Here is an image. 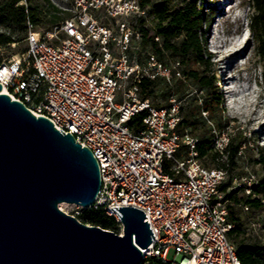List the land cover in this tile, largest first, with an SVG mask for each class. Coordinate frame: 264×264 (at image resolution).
I'll list each match as a JSON object with an SVG mask.
<instances>
[{
	"label": "built area",
	"instance_id": "1",
	"mask_svg": "<svg viewBox=\"0 0 264 264\" xmlns=\"http://www.w3.org/2000/svg\"><path fill=\"white\" fill-rule=\"evenodd\" d=\"M148 17L142 0H73V14L54 31L28 23L27 50L0 62V82L13 99L92 150L102 184L90 208L103 209L118 222L113 206L146 213L155 238L145 258L157 256L168 264H243L229 235L231 202L220 188L228 168L199 161L198 139L181 133L177 95L171 94L163 107L143 97L140 79L161 77L172 86L182 76L180 62L163 63L142 50L134 24ZM142 114L141 125L133 127V118ZM230 139L227 128H214L216 152L224 155ZM182 143L188 149L185 159L177 157ZM243 181L251 192L259 178L250 175Z\"/></svg>",
	"mask_w": 264,
	"mask_h": 264
},
{
	"label": "water",
	"instance_id": "2",
	"mask_svg": "<svg viewBox=\"0 0 264 264\" xmlns=\"http://www.w3.org/2000/svg\"><path fill=\"white\" fill-rule=\"evenodd\" d=\"M60 130L0 82V264H142L155 238L143 210L113 206L119 234L61 208L93 206L102 180L92 150Z\"/></svg>",
	"mask_w": 264,
	"mask_h": 264
},
{
	"label": "rangeland",
	"instance_id": "3",
	"mask_svg": "<svg viewBox=\"0 0 264 264\" xmlns=\"http://www.w3.org/2000/svg\"><path fill=\"white\" fill-rule=\"evenodd\" d=\"M5 1L12 0H0V6ZM194 1L208 13L212 11L211 18L206 20L207 25L210 24L209 62L204 70L208 76L214 75L217 79L218 94L222 99L223 128H227L231 136L244 141L226 179V183L232 184L231 187H227L226 192L237 190L236 194L242 200L238 204L232 200L230 215L233 212L239 217L247 230V235L264 244V200L260 207L246 203L247 196L251 192L247 191L248 184L243 183L244 178L250 175L258 178L264 175V64L249 25L251 4L249 0ZM19 3L27 7L31 6L36 12L41 13L36 28L45 32L54 31L66 17L73 14V0H21ZM66 12L71 14L66 16ZM148 22L150 25L153 24L151 16L148 17ZM11 29L15 30L13 38L16 41L0 44V62L17 58L27 50V34L20 32L19 26L16 25ZM10 32L7 26L0 25V41L3 34ZM140 52L141 49H138L136 54L141 55ZM180 69L183 70V66ZM205 94V90H200L196 82L186 80L185 86L178 92V98L183 105L192 101L201 104ZM167 96V84L163 81H159L153 88V93L148 95L154 105H166ZM215 127L219 129L216 124ZM215 127L212 123L207 124V137L211 136ZM180 129L198 140L202 139L199 130L196 131L186 124ZM187 156L188 149L182 143L177 157L185 159ZM198 159L207 167V161L212 167L223 162V158L216 161L208 157H198ZM259 196L262 197L263 194ZM254 197L255 195H252V198ZM60 205L63 210L75 216L86 210L80 205L67 202ZM247 205L249 209L246 208ZM116 222V225L109 229L123 234L122 222ZM173 257L174 251L169 254V259Z\"/></svg>",
	"mask_w": 264,
	"mask_h": 264
},
{
	"label": "trees",
	"instance_id": "4",
	"mask_svg": "<svg viewBox=\"0 0 264 264\" xmlns=\"http://www.w3.org/2000/svg\"><path fill=\"white\" fill-rule=\"evenodd\" d=\"M21 0L5 1L0 6V25L7 26L11 32L3 34L1 43L15 42L13 34L15 30L13 26H19V31L23 34L28 33V23L36 24L40 20L41 13L31 6L20 4ZM252 8L250 15V29L257 43L258 52L264 64V0H249ZM142 5L147 8L149 16L153 20L150 25L147 19L139 18L134 24L141 35L142 50L152 51L163 63L180 62L181 77L176 78L172 86L167 84L163 78L156 79L143 78L138 81L143 90V97L153 93V88L157 86L159 81L167 84V97L171 94L178 96V92L185 86L186 80L196 82L200 90H205V97L200 104L190 102L182 103V124L199 130L202 136L198 140L197 149L200 158L208 157V159L216 161L222 159L221 165L214 167H222L230 169L235 164V159L241 151L244 141L236 136H231L228 149L224 155L219 154L213 148V133L208 135L207 124L209 121L215 123L219 129L224 126L223 114L221 110L222 99L218 94L217 79L214 75L208 76L204 68L208 65V27L206 20H209L212 11L209 13L200 8L194 0H142ZM68 16L70 12H66ZM48 15L47 13H44ZM67 18V17H66ZM156 36L160 39L156 40ZM163 107L165 105H156ZM203 111L208 112V117L203 116ZM143 116L139 115L133 118L131 124L137 128L141 125ZM214 124V125H215ZM181 130V129H180ZM185 134V130L181 131ZM195 135V134H194ZM208 167H212L208 163ZM170 171V170H168ZM231 187V182L221 185V189L226 193V197L238 204L242 200L236 194L237 190L227 193V187ZM263 194L260 197V194ZM252 195H255L252 198ZM264 200V175L259 178V183L253 186L251 193L247 196L246 203L253 207H260ZM231 207V205H230ZM82 222L92 225H99L104 228H112L116 225V219L108 216L103 209L88 208L82 214L76 216ZM230 220L234 227L229 233L231 240L237 247L238 255L243 264H264V244L257 239L247 235V230L243 226V222L236 217L233 212ZM236 223V224H235ZM142 264H168L157 256H149L144 259Z\"/></svg>",
	"mask_w": 264,
	"mask_h": 264
},
{
	"label": "bare ground",
	"instance_id": "5",
	"mask_svg": "<svg viewBox=\"0 0 264 264\" xmlns=\"http://www.w3.org/2000/svg\"><path fill=\"white\" fill-rule=\"evenodd\" d=\"M231 3H232V2H230V4H231ZM3 91H4V92H8L6 88H3Z\"/></svg>",
	"mask_w": 264,
	"mask_h": 264
}]
</instances>
